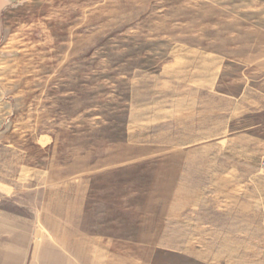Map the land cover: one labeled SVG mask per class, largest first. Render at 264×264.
Instances as JSON below:
<instances>
[{"label":"rangeland","instance_id":"obj_1","mask_svg":"<svg viewBox=\"0 0 264 264\" xmlns=\"http://www.w3.org/2000/svg\"><path fill=\"white\" fill-rule=\"evenodd\" d=\"M4 19L0 264H264V0Z\"/></svg>","mask_w":264,"mask_h":264},{"label":"crops","instance_id":"obj_2","mask_svg":"<svg viewBox=\"0 0 264 264\" xmlns=\"http://www.w3.org/2000/svg\"><path fill=\"white\" fill-rule=\"evenodd\" d=\"M20 2L21 0H0V42L5 35V14Z\"/></svg>","mask_w":264,"mask_h":264}]
</instances>
